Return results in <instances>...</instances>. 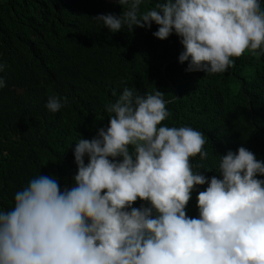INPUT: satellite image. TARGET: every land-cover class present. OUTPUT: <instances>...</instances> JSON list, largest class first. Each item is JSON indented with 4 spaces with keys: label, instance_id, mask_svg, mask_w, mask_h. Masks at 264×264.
I'll return each mask as SVG.
<instances>
[{
    "label": "clouds",
    "instance_id": "clouds-1",
    "mask_svg": "<svg viewBox=\"0 0 264 264\" xmlns=\"http://www.w3.org/2000/svg\"><path fill=\"white\" fill-rule=\"evenodd\" d=\"M147 3L117 0L119 16L92 20L112 34L154 24L155 39L175 35L186 73L223 74L245 51L264 57V0ZM112 96L108 125L75 142L73 185L39 174L0 210V264H264V160L239 147L216 154L209 171L204 133L162 124L164 92L124 87ZM67 106L55 94L45 104L53 114ZM193 193L195 217L186 209Z\"/></svg>",
    "mask_w": 264,
    "mask_h": 264
},
{
    "label": "trees",
    "instance_id": "trees-1",
    "mask_svg": "<svg viewBox=\"0 0 264 264\" xmlns=\"http://www.w3.org/2000/svg\"><path fill=\"white\" fill-rule=\"evenodd\" d=\"M109 13H122L117 0H0V63L7 65L0 72L7 85L0 89V210H10L14 194L39 174L70 188L75 142L108 125L104 106L124 87L164 92L170 116L162 124L208 138L205 169L215 171L217 155L239 147L264 160V57L245 51L223 74L186 73L175 35L155 39L154 24L112 34L92 20ZM54 94L68 98L55 114L45 108ZM196 195L186 206L191 217Z\"/></svg>",
    "mask_w": 264,
    "mask_h": 264
}]
</instances>
